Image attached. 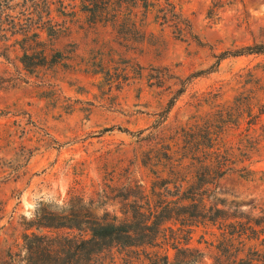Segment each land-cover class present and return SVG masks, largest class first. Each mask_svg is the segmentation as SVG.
I'll return each mask as SVG.
<instances>
[{"label":"rangeland","instance_id":"374dc122","mask_svg":"<svg viewBox=\"0 0 264 264\" xmlns=\"http://www.w3.org/2000/svg\"><path fill=\"white\" fill-rule=\"evenodd\" d=\"M86 1L56 6L66 21L56 39L0 40V257L10 248L18 253L24 233L38 232L28 225L43 208L120 222L135 200L164 195V179L173 190L190 186L199 169L192 163L208 159L200 149L210 153L213 144L233 169L217 181L208 206L264 213V54L218 61L225 51L264 42V0H171L178 17L168 22L145 0L114 4L111 21H100L83 10ZM40 50L51 63L27 70L24 52ZM197 71L205 72L177 95ZM170 226L179 227L164 223ZM220 235L218 225L192 227L199 264L216 263ZM148 251L175 262L177 251L163 237ZM154 259L116 248L95 256L97 264Z\"/></svg>","mask_w":264,"mask_h":264},{"label":"trees","instance_id":"16d2710c","mask_svg":"<svg viewBox=\"0 0 264 264\" xmlns=\"http://www.w3.org/2000/svg\"><path fill=\"white\" fill-rule=\"evenodd\" d=\"M74 1L76 0H71ZM130 2L131 0H87L83 10L89 11L93 19L111 21L109 18L114 17L111 14L112 6L120 4L122 7ZM144 2L147 9L158 7L164 21L176 20L178 17L171 0ZM57 5L63 6L64 9L69 6L66 0H0V40L15 39L17 42L41 45L44 34L50 39H56L66 28V21L59 20L57 14L64 15L65 11L59 10ZM244 54H264V42L255 41L242 48L225 51L219 55L218 61ZM1 56L8 58L4 53ZM21 62L29 71L51 63L43 50L33 54L25 51ZM204 72L197 71L189 75L177 95L186 90L187 84L193 78L201 76ZM176 98L174 96L161 113L163 120H166ZM207 148L210 153L206 148L200 150L202 155L210 157L205 160L197 159V162L192 163L198 165L199 169L196 175L194 174L193 178L196 179L190 186L184 187L183 183L174 184L173 190L169 186L170 181L164 179L161 184L165 194H158V199L144 195V202L135 200L123 212V221L117 222L116 217H113V221L101 223L91 221L89 210L82 214L74 212L61 215L45 208L41 209V213L28 225L29 229L35 228L38 232L69 229L78 230L80 233L26 232L23 235L21 250L14 253L12 248L8 249L6 257H0V264H97L95 256L115 248L119 253L132 250L137 254L141 251L149 258L155 255L151 264H171L168 255L159 256L148 251L159 244L161 237L177 251L174 264H199L202 253L198 248L190 247L189 241L192 227L207 223L218 225L221 231L217 245L220 256L215 264H264V213L253 215L251 212L237 210L229 213L225 209L208 206L206 203L216 189L217 181L233 169L219 147L213 144ZM198 149L199 147H196L195 151ZM164 154L168 156L167 153ZM181 166L185 165L181 163ZM243 170H246V167ZM122 196L128 199L125 195ZM169 221H174L175 224L178 222L179 227L165 228L164 223ZM166 229L171 232L170 239L164 233ZM182 242L185 247L180 246Z\"/></svg>","mask_w":264,"mask_h":264}]
</instances>
